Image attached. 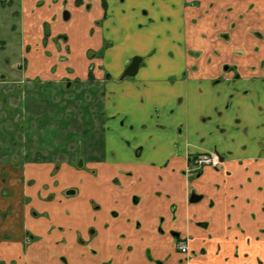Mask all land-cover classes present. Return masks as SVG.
Masks as SVG:
<instances>
[{
    "label": "crops",
    "instance_id": "1",
    "mask_svg": "<svg viewBox=\"0 0 264 264\" xmlns=\"http://www.w3.org/2000/svg\"><path fill=\"white\" fill-rule=\"evenodd\" d=\"M121 1L69 5L72 16H82L83 46L77 52L68 36L60 35L64 26L55 25L60 3L48 9L27 0L15 11L21 36L17 74L41 83L27 85L34 95L27 106L20 95L15 97L16 90L23 91L21 81H14L0 99V113L8 114L0 117L3 133L8 132V138L0 133V155H6L0 159V259L6 264H76L50 261L48 250L64 242L88 253L87 264H155L156 259L171 264L177 254L166 234L173 227L191 235L189 243L197 252L202 248L186 264H264V0ZM143 7L152 18H140ZM47 11L55 15L48 17ZM217 17L229 32L226 40L221 38L225 31L214 27ZM129 21H143L149 30L132 42L136 53L151 48L152 38L170 45L136 55L142 60L135 75L121 78L135 56L125 54L126 39L117 41L112 33L117 35V25ZM8 26L16 29L14 23ZM104 42L107 46L95 55ZM225 64L230 68L225 70ZM87 79L103 88L102 157L81 158L83 151L93 153L88 139L93 133L84 136L77 116L61 115L58 121L71 117L68 123L82 137L71 150H77L75 158L60 152L46 161L41 156L48 148L39 139L53 122L36 89L43 91L45 82L56 90L61 80L84 84ZM62 99L57 101H73ZM56 108L50 113L60 114ZM23 111L33 115L26 125ZM69 133L61 129L50 136L57 140L55 147ZM206 151L224 156L221 167L206 166L189 181L183 173L188 156ZM24 154L29 157L15 159ZM78 156L82 166L75 164ZM191 187L202 199L190 204ZM173 204L180 220L176 225L169 210ZM161 215L163 233L158 229ZM59 216L70 217L73 228L46 230L42 221L59 223ZM90 227L94 235L85 240L93 253L79 242ZM59 230L61 236H51ZM28 234L39 239L27 241Z\"/></svg>",
    "mask_w": 264,
    "mask_h": 264
},
{
    "label": "rangeland",
    "instance_id": "2",
    "mask_svg": "<svg viewBox=\"0 0 264 264\" xmlns=\"http://www.w3.org/2000/svg\"><path fill=\"white\" fill-rule=\"evenodd\" d=\"M27 0H0V82H4L3 87L1 88V94H0V99L2 98V96L7 94V90L10 88V85H13L14 81H21V84L23 85V91H18L16 90V95L15 97L18 98V96L20 95L21 99V103L25 104L26 106L29 103H32L34 95L32 91H26V89H28L30 86L27 85H33V87H39V81L35 80L32 82H28L26 79H24L23 77H19L18 70L19 68H16V62L20 61V53H21V47H20V42H21V36L19 34V16L16 15L15 11H19L20 6H22L23 2L26 3ZM83 0H75L73 2L77 3L79 6V4L83 3ZM120 2H122L121 0H119ZM71 0H36V7L37 8H51V7H57L58 3H60L59 6V12L60 16L56 15V17L58 16V20L56 21L55 25L57 27L60 26H64L63 29L59 30V31H63L60 32V35H63L65 38L66 36H68L70 41V45L72 46V48L77 52L79 50H81V47L83 46V44L80 42L82 38V34L80 33V25L79 22H82V16L77 17V14L74 13L73 16L70 14V8L69 5H71V3H73ZM22 4V5H21ZM127 4V1L124 3V5ZM90 5V4H89ZM88 5V7H89ZM73 6V4H72ZM48 8V9H49ZM69 12V17L67 19L64 20L63 18V12L66 11ZM51 11V10H49ZM145 11L147 12L146 8H142L141 10V17L140 18H152L151 16L148 15L147 16L145 14ZM223 12V11H222ZM227 12V11H226ZM230 13V12H228ZM47 14H49L48 17H53L55 14L52 12V14H50V12L47 11ZM76 14V17H74ZM117 16V14H115ZM242 18V17H240ZM105 19L104 16H102V18H100L99 20H96V24H100V22ZM222 20V19H221ZM10 21V23H9ZM213 22H215L214 27L218 28L220 30H222L223 32L225 31L223 27H221V22H219V17H217V19L215 18L213 20ZM246 23L248 22L247 19H245L242 23ZM12 23H14L16 25V29L15 30H11L10 26L8 25H12ZM45 23V22H44ZM143 21H135V23H133L132 21H129V23H121L118 26V33L117 35L115 33L113 34V37L118 41H121L123 39H126L127 44L125 45V48L123 49L124 53L127 55L131 54V58L133 56L136 55H146L148 54L150 51H152L153 49L157 51L158 47H162V48H166V46L170 45L168 42H166L165 47L159 45V42L161 40H159L160 38H152L150 44H151V48L146 49L150 44L146 45L143 49H141L142 51L146 49V51L142 52V53H136L133 48V41H136V38L138 36H143L145 34H149V30L146 27L142 26ZM248 24V23H247ZM44 30H46L47 32H49V26L48 24H44L43 25ZM253 27H251V30L254 34H256V31H253ZM111 30L110 28H107L105 31V34L108 35L109 31ZM251 32V31H250ZM251 32V33H252ZM229 33L228 31L225 33L221 34V38L222 39H227ZM164 40V39H162ZM161 43V42H160ZM107 46V42H104V46L102 48H100V50L95 52V55H100V53L104 50V48ZM173 49H175V51L180 52V47H173ZM93 51V50H92ZM91 51L87 52V55L90 56ZM94 55V56H95ZM98 57V56H96ZM81 57L79 54H77V58L76 61L80 60ZM21 63H23V61H21ZM109 73V72H108ZM92 74V72H91ZM19 77V78H18ZM15 79V80H14ZM59 84L57 85L58 88L56 90L53 89L54 87V83H48L45 82L42 84L41 88L44 90H46L48 88V91L43 92L39 89H36L37 94L41 93L43 94L44 100L47 102L49 110H54L55 107L56 110L61 111L60 114L57 113H50L49 110H47L46 115L48 117V119L52 120V124L49 125L48 129L45 130L46 131V135L42 136V138L39 139V144H44L48 149L46 150V154L42 155L41 157L44 158L46 161H49V159H56V157L54 156L57 153H64L67 154L69 152V154H71V159L75 158V156L73 155L77 150L72 151V148L76 149L77 145H79V141L82 137V133H74V129L71 123H68V120L71 119V117L66 120L64 119L63 121H58V117L61 115L64 116H77L78 117V131L83 132L84 136H89V134L92 132L93 135H91L88 139L91 142L90 144V150L93 152L92 154L89 155H85L84 151L81 152L79 155L82 154L81 158L82 159H88V158H99L102 157V152H101V148H102V121H103V115H102V97H103V88L100 85H96V87L92 86L93 84H95V82H92L90 80H86L85 83H79V82H73V83H68L67 80H61L60 82H58ZM62 92H61V91ZM23 94V96H21ZM62 96L64 97L65 100L71 99L73 101H71L70 103H65V102H61V101H57V99ZM62 99V100H64ZM4 102L1 101L0 102V109L3 111L1 105ZM0 113V117H2L4 114H6V116H8L7 113L2 112ZM82 114H84V119L85 121H83V116ZM82 116V117H81ZM17 117V116H16ZM20 115H18L17 118V122L20 121ZM33 118L32 114H29V112L25 113V111H23V119H26L24 121L23 125L27 124L28 120H31ZM0 126H1V134L5 133V136L8 138V132L4 131V125L3 123L0 121ZM18 126V123H17ZM20 126V123H19ZM61 130L65 132L69 131V136L68 139H63L61 142H59L58 146L55 147V144L57 143V140L55 139H51L50 136L55 137L56 132H58V130ZM86 129V132H84L83 130ZM51 130L53 131L51 133ZM19 133H21L18 128L17 130ZM56 131V132H55ZM105 133L107 131H104ZM46 137H49L48 139H44ZM6 138V139H7ZM10 149V148H9ZM4 151H8V149H5ZM3 153V152H2ZM4 155H0V159H5L3 158L5 155V153H3ZM74 157H73V156ZM8 156V155H7ZM11 156V155H10ZM27 158L29 157L28 155H22V156H16L15 159L19 160L21 157ZM14 157V156H13ZM19 157V159L17 158ZM39 157V156H38ZM79 157V156H78ZM82 163H84L83 160H81ZM76 164V163H75ZM73 191H67L65 194H72ZM33 213V212H32ZM56 216V215H54ZM164 217V215H161L160 217ZM57 221H60L59 223L56 222V219L53 220L52 222H55L54 224H51V222L47 221V223H43L42 224L46 227V230H48L49 228L55 226V227H61V226H65L67 229H64V231H68L69 228H73L74 223L71 222L70 217L67 219H62V216H59L57 218ZM52 219H50L51 221ZM46 222V221H45ZM48 223H50L48 225ZM61 225V226H59ZM53 227V228H55ZM58 232V233H57ZM61 231H53V234H51V236L54 235H59L61 236ZM161 233H163V231L161 230ZM167 238H170V234H166ZM61 240V239H60ZM174 240V239H173ZM173 244V242H171ZM174 245V244H173ZM52 247V246H50ZM93 250V248H92ZM90 253L91 248H90ZM52 254V255H50ZM89 254L86 253L83 250H77V248L73 247V245H71L70 243L65 244L64 242H57V244H54L53 248H50L48 250V256L50 258V261H55L56 259L59 260V262H61V257H65L69 262H74L76 264H87V256ZM176 258H178V256H176ZM183 258V257H182ZM187 257H184L183 260L181 261V263H183L184 260H186ZM5 259L1 258L0 259V264H6ZM161 260V259H160ZM171 261V260H169ZM188 260H186L187 262ZM164 262L161 261L160 264H163Z\"/></svg>",
    "mask_w": 264,
    "mask_h": 264
},
{
    "label": "flooded vegetation",
    "instance_id": "3",
    "mask_svg": "<svg viewBox=\"0 0 264 264\" xmlns=\"http://www.w3.org/2000/svg\"><path fill=\"white\" fill-rule=\"evenodd\" d=\"M137 57H139V56H137ZM139 58H140V63H141L142 58L141 57H139ZM131 60L129 61V63L131 62ZM138 67H139V65H138ZM223 68L226 70V69L230 68V65L225 64L223 66ZM124 70H123V72H124ZM123 72H122V74H123ZM122 74H121V76H122ZM123 77H125V76H123ZM123 77H121V78H123ZM91 79L95 80L93 74L91 75ZM223 159H224V156L221 155L218 151H206V152L191 153L187 158V166L184 169L183 173L189 179V181H192L193 179L198 178L201 175L202 170L206 166H210L212 168L219 169L221 167V163H222ZM81 160L82 159L80 157H77V160H76L77 166H82L83 163L81 162ZM192 198H195V199L191 200ZM201 199H202V195L200 193L196 192L193 187H191V189L188 193V196H187V202H189L191 204V203L199 202ZM132 202L137 203V196L132 197ZM169 210H170L171 219H172L171 223L173 225L178 224L180 222V220L177 218L178 217L176 214L177 207H175V204L171 205L169 207ZM163 221H164V217L162 216V217H160V223L158 225V229L162 230V231L165 230L163 228ZM186 223H189V219H188V221L186 220ZM93 231H94L93 227H90L87 230V235L85 238L79 237L80 245L87 246L89 251H90L91 247L88 245L87 240L89 238L93 237V235H94ZM169 234L174 239L172 241L174 245L172 244L171 247L173 248L174 252H176V254L178 256V258L176 259V262L172 261L171 264H186V260H189L192 258L193 255H197L198 253H200V250L202 248L199 250V252H197L196 249L193 248L191 246V244L189 243V241L191 239V235L189 233H184L183 231L177 230V229L172 227L169 229ZM26 238H27V241H30V242H33V241H36L39 239L38 236H35L33 234H28L26 236ZM86 238H88V239L85 240ZM181 243L185 244V247H186L185 251H183V252H181L178 248V245ZM91 251L93 253L95 251V249L93 248V250H92V248H91ZM146 254H147V258L151 260L152 257L150 256V254L148 252H146ZM182 257L183 258L187 257V259L184 260L183 263H181V261L183 260ZM61 259L64 260V262H67L65 257H61ZM161 261H163V260L156 259L155 264H160ZM256 261L261 262L260 258H258V257L256 258ZM165 263L168 264V263H170V261L166 260Z\"/></svg>",
    "mask_w": 264,
    "mask_h": 264
},
{
    "label": "water",
    "instance_id": "4",
    "mask_svg": "<svg viewBox=\"0 0 264 264\" xmlns=\"http://www.w3.org/2000/svg\"><path fill=\"white\" fill-rule=\"evenodd\" d=\"M68 17H69V12H67V10H66V11L63 12V18L67 19ZM139 63H140V58L137 57V56L133 57L131 62L125 68V70H124V72H123L121 77L135 75ZM193 199H195V198H192L191 200H193Z\"/></svg>",
    "mask_w": 264,
    "mask_h": 264
},
{
    "label": "built area",
    "instance_id": "5",
    "mask_svg": "<svg viewBox=\"0 0 264 264\" xmlns=\"http://www.w3.org/2000/svg\"><path fill=\"white\" fill-rule=\"evenodd\" d=\"M178 248H179V250L181 251V252H183V251H185V244H183V243H181V244H179L178 245Z\"/></svg>",
    "mask_w": 264,
    "mask_h": 264
},
{
    "label": "trees",
    "instance_id": "6",
    "mask_svg": "<svg viewBox=\"0 0 264 264\" xmlns=\"http://www.w3.org/2000/svg\"><path fill=\"white\" fill-rule=\"evenodd\" d=\"M48 32L45 30V37L47 36Z\"/></svg>",
    "mask_w": 264,
    "mask_h": 264
}]
</instances>
